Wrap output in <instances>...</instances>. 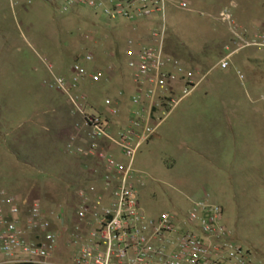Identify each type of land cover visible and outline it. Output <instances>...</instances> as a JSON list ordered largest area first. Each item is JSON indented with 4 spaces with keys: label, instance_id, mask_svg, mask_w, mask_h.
I'll return each mask as SVG.
<instances>
[{
    "label": "rangeland",
    "instance_id": "rangeland-1",
    "mask_svg": "<svg viewBox=\"0 0 264 264\" xmlns=\"http://www.w3.org/2000/svg\"><path fill=\"white\" fill-rule=\"evenodd\" d=\"M211 1L213 9L229 0ZM189 8L194 12L167 11L165 54L205 80L168 116L161 140L139 151L135 168L146 177L138 185L140 205L151 219L168 211L184 216L190 200L209 195L224 207L223 223L234 233L235 242L264 264V81L251 80L254 72L264 77V50L248 49L235 56L232 62L237 71L211 70L221 58L218 43L211 48V32L221 26L196 13L206 9ZM147 25L111 22L87 8L63 14L61 0H0V192L41 204L50 231L61 236L54 264H71L77 248L71 245V236L81 226L77 196L81 186L72 182L66 151L73 132L55 124L62 120L80 125L82 121L79 114L72 115L65 96L49 87L52 75L74 81L76 63L88 74L96 73V64L101 65V82L86 79L80 90L87 96L89 113L107 112L105 100L118 97V89L106 82L109 71L119 68L131 82L127 41L139 38ZM87 54L94 57V63L84 61ZM249 56L258 58L260 64L252 65ZM217 77L227 83L221 86ZM248 83L254 87L249 93L242 87ZM133 88L124 96L127 107ZM204 107L237 109L238 120L248 123L247 109L254 108L252 118L260 124V142L236 151L229 147L225 167L210 165L176 123L180 113L193 112L197 118L194 113Z\"/></svg>",
    "mask_w": 264,
    "mask_h": 264
},
{
    "label": "built area",
    "instance_id": "built-area-1",
    "mask_svg": "<svg viewBox=\"0 0 264 264\" xmlns=\"http://www.w3.org/2000/svg\"><path fill=\"white\" fill-rule=\"evenodd\" d=\"M189 6L185 0H61L63 14L87 8L111 22L122 20L135 27L155 23L139 38L127 41L125 57L134 91L124 125L114 122L121 114L123 92L117 101L105 100L107 114L88 112L80 84L86 79L101 82L102 72L88 74L76 63L74 81L52 75L49 87L65 96L84 124V136L70 137L66 151L95 160L101 173L97 190L77 192L81 226L71 236V245L77 247L71 264H263L235 242L234 233L223 223L222 207L209 195L190 200L184 216L168 211L151 219L140 205L138 185L146 177L135 168L139 151L204 79L165 54L167 10L190 11ZM233 7L218 16L229 34L221 69L245 50H264V24L257 28L238 24ZM84 61L95 59L87 54ZM60 239L50 231L38 201L0 192V264H49Z\"/></svg>",
    "mask_w": 264,
    "mask_h": 264
},
{
    "label": "crops",
    "instance_id": "crops-1",
    "mask_svg": "<svg viewBox=\"0 0 264 264\" xmlns=\"http://www.w3.org/2000/svg\"><path fill=\"white\" fill-rule=\"evenodd\" d=\"M185 1L188 2L192 8L199 7V9L200 8L206 9V11L208 12H196V13H198L201 17H206L218 23L221 26V28L219 27V29L215 26L213 27L211 32L212 35L211 43H213V45L211 47L210 45L211 43H209V46L207 47V48L210 47L214 48L217 43H218L217 47H221L220 48L221 58L217 62V64H215L211 68V70L221 69L219 67V63L225 57L224 47L229 40L227 26L223 24L218 18L219 13L223 9L228 8L234 4L235 7L232 8L233 9L232 15L234 20L240 25L249 28H257L260 25L264 24V0H260L259 2H256L255 0H246L244 3L236 2L235 0H229L228 2H224L213 9H211L212 6H209V5H214L211 0H185ZM169 10H179V9L175 7H169L167 11ZM186 12H194V11L190 10ZM152 24L149 25L146 24L148 29L154 26L155 23ZM147 27H144L141 33H146L148 31ZM233 58L230 61L229 67L226 69H222L223 71H227L230 69H232L233 71H237V67L232 62ZM247 58L252 65L255 64L257 66L256 63L260 64L258 58H255L254 56H249ZM96 65L99 71L101 65L99 64ZM252 74L253 76L251 80L253 81L255 80L256 82H259L260 80L264 81V77H262V75H259V73L254 72ZM108 78L109 81L106 82L109 83L110 86L116 87L118 89V93L123 92L124 96L127 89L130 86L133 88L132 81L130 82L125 77V75L120 71L119 68H116V71L114 72L109 71ZM204 80L205 79L201 81V83L195 88V90L190 95H192L197 91V89L201 86ZM69 82H72V80H69ZM217 82L221 86H224L227 83V79H224V77H217ZM242 87L245 88L248 93L254 88L253 85L250 83L242 84ZM83 91H84L83 88H81L82 93H84ZM226 91H228V89ZM208 92H209L208 90L204 91L206 96L208 95ZM112 100L117 101L119 100V97L114 98ZM119 102L121 103V114L118 118L114 120V122L116 124L124 125L128 118V109H129V107H127L128 102L125 100L124 97L120 99ZM254 112H255L254 108L247 109L246 114L249 117L248 118L249 123H248L245 121L238 120L237 114L239 112L237 111V109L204 107L201 108L196 113H194L197 114V118H193V112L180 113L179 116L177 117L176 123L177 124L179 123V128H180L179 130L184 134V138L187 139L190 145L195 147V152L200 157H203L212 166L225 167V163L227 161L229 162V159L227 157L229 155V150H230L229 147H233L234 151H236L237 147L239 146L253 145L254 143L260 142V137H261L260 124L254 122V118H252L254 116ZM100 114H107V112L104 113L100 112ZM235 115L237 117V120ZM81 121L82 122L80 123V125L76 121H73L71 125L70 124L68 125L66 123H63L61 120L59 123L57 122L55 126L60 124L61 129L64 130H68L70 128L71 133L73 132L70 135V137L72 136L83 137L85 132H84V124L82 117H81ZM49 125L50 127H52L51 123H49ZM162 128L163 125L161 126L160 132L150 140V142L148 143L149 145L156 142V140H161L160 135L164 134V129ZM115 129L116 127H114V130ZM168 133L170 132H166V136H169L167 135ZM69 156H70L69 171L73 178L72 182L79 184L81 186V189L97 190L100 186L101 173L99 172V168L96 161L82 155L80 156L69 155ZM223 197L224 196L221 197V200L224 202L225 201L228 202L227 197L226 200ZM219 205L222 207L225 214L224 207L221 204ZM66 230H67L66 227L62 228L63 233ZM49 264H54V262L51 261Z\"/></svg>",
    "mask_w": 264,
    "mask_h": 264
},
{
    "label": "trees",
    "instance_id": "trees-1",
    "mask_svg": "<svg viewBox=\"0 0 264 264\" xmlns=\"http://www.w3.org/2000/svg\"><path fill=\"white\" fill-rule=\"evenodd\" d=\"M18 264H39V263L27 262V263H18Z\"/></svg>",
    "mask_w": 264,
    "mask_h": 264
}]
</instances>
